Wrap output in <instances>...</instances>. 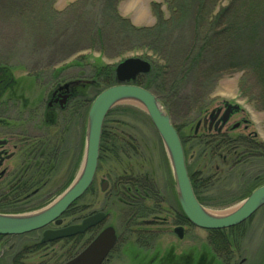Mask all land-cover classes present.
<instances>
[{"label": "rangeland", "instance_id": "rangeland-1", "mask_svg": "<svg viewBox=\"0 0 264 264\" xmlns=\"http://www.w3.org/2000/svg\"><path fill=\"white\" fill-rule=\"evenodd\" d=\"M186 1L190 11L182 19L181 11L177 14L179 8L173 12V2L169 5L168 0H121L115 5L117 15L136 29L155 27L159 19L170 22L162 31L163 37L157 40L159 44L154 46L148 42L132 44L120 40L115 33L114 21H110L108 30H101L108 21L104 20L108 8L102 0H0V80L8 84L4 91L0 86V121L7 122L10 116H16L18 121L23 119V128L31 136L33 131L37 133L35 126L42 127L41 133L54 139L51 147L58 148L57 158L48 161L53 169L45 176L38 168H26L24 177L40 183L31 186L29 193L19 198L20 203L8 210V215H26L44 209L77 178L83 163L89 107L94 98L107 89L101 83L102 78L93 74V67L113 68L115 76L116 66L126 59L146 61L150 72L151 63L156 65L159 74L155 83L152 77L147 78L150 72L137 76L133 83L152 93L167 112L179 136L190 181L193 178L196 183L203 182L198 185L197 195L209 212L217 215L228 212L264 185V74L257 80L250 74L253 64H248L251 62L235 64L234 60H228L231 57L257 60L264 71V0H206L205 4L200 0ZM231 2L234 6L221 18L219 28L233 24L239 12L244 14L239 16L248 25L238 43L232 41L228 43L230 46L224 45L223 56L227 64L211 81L206 82L198 75V68L190 71L187 78H181L182 61L197 36V25L210 24L219 10ZM99 30L102 31L100 36L94 32ZM162 39L164 44L160 42ZM207 69H212L210 64ZM144 77L146 80L141 79ZM64 81L85 84L77 87V94L81 96L79 102H85L83 123L65 125L68 128L64 136L66 141L61 144L57 128L44 126L41 120L31 122V118L35 114L38 118L45 115L47 99L54 85ZM147 87H151L150 90ZM225 103L235 105L243 112L233 116L229 126L240 119L247 121L246 128L242 125L227 137L233 140L250 134L254 136L253 141L244 139L251 142V146L235 148L236 144L228 149L221 144L220 138L210 141L212 136L202 125L195 136L196 125ZM18 121H12L10 126H17L15 122ZM4 132L0 122V138H7L9 144L5 151L13 156L1 167L7 171L0 181V196H6L11 179L24 168L20 165L28 152L26 145L22 146L24 150L17 151L18 142ZM107 137L112 138L110 143H106ZM101 148L107 150L101 153L99 150L92 187L64 213L62 225L80 224L83 217L92 212H107L110 219L106 224L116 227L118 232H126L128 237L119 242L104 264H150L156 258L158 260L153 264H195L198 256L213 254L208 242L209 231L181 221L182 238L172 234L176 223L172 207L175 204L172 193L176 195L172 170L163 144L140 105L120 103L107 114L102 126ZM240 153L248 155L239 163ZM28 162L31 163L29 159ZM141 175L154 177L165 193L168 189V195L163 193L158 200L144 202L152 210L161 209L160 213L155 212L158 219L152 226L155 240L147 248L138 243L137 238L141 235L137 232L151 228L138 226L141 219L126 228L125 224L129 222L128 211L124 208L126 200L115 196L114 188L110 195L99 189L103 180L109 182L107 189L110 190L119 178H143ZM34 190L36 193L32 195ZM144 218L150 220L152 217L145 215ZM159 218H165V223L160 224ZM237 227L228 233L233 243V264H264V206ZM41 231L1 236L0 264H63L84 248L81 235L76 239L71 237L41 244ZM169 256H174L173 262L167 259Z\"/></svg>", "mask_w": 264, "mask_h": 264}, {"label": "water", "instance_id": "water-1", "mask_svg": "<svg viewBox=\"0 0 264 264\" xmlns=\"http://www.w3.org/2000/svg\"><path fill=\"white\" fill-rule=\"evenodd\" d=\"M149 72V63L141 59H126L116 66V85L100 92L89 107L83 163L77 178L54 202L38 212L0 214V236H22L42 230L40 243L47 244L81 235L104 219V214H96L77 225L46 229L52 224L60 227L61 217L90 187L98 166L104 120L116 105L124 102L140 105L157 132L171 166L179 207L191 226L205 231L227 230L243 224L264 206V185L251 192L233 212L226 215L212 214L198 202L190 183L179 136L167 112L152 93L133 83L137 76ZM232 108L238 109L237 106ZM176 232L182 238L183 229H176ZM114 243V232L107 228L86 249L64 264H101Z\"/></svg>", "mask_w": 264, "mask_h": 264}, {"label": "flooded vegetation", "instance_id": "flooded-vegetation-1", "mask_svg": "<svg viewBox=\"0 0 264 264\" xmlns=\"http://www.w3.org/2000/svg\"><path fill=\"white\" fill-rule=\"evenodd\" d=\"M3 81L4 80H0V86L2 85L1 88H3L2 90L4 91L8 88V84H3ZM79 85H81L82 87L85 86V84H80L79 82L74 83V82H67V81L65 82L64 81V82L56 83L54 85V88L52 89L48 99H47V104H46L47 110L45 112V115L41 118H38V116L36 114L35 115L31 114V115H33V118H31V122L41 120V122L43 123L44 126H53V127L57 128L58 129L57 136H59L58 141L61 144H64V141H66V138H64V136L67 135L68 128L65 125L70 124V126H71L72 124H76V123L82 124L83 123V115H84V112H83L84 106L83 105H84L85 101L82 100V103L79 102V99L81 97L77 94V87ZM234 106L235 105L225 103L223 105H220V107L216 108V110L210 112L208 116L204 117L201 120V122H199L196 125L195 131H194L195 136L199 132L200 127L202 125V128H204V129L206 128V130L209 132V135L212 136L210 138V141H212L213 139L218 140L220 138L219 141L222 142L225 140H229V138L227 137L228 134L235 132L242 125H244L246 128L247 127L246 126L247 121L244 119H240L238 122H235V124H232V126H229L230 120L233 116H238L240 114L241 115L243 114L241 109H239V108L233 109L232 107H234ZM87 107H89V106H87ZM7 119H9V120H7V122L2 121V120L0 121L1 124L3 125V131H5L4 134L10 136L13 140H16L18 142V145L15 146V149L17 151L24 150V149H22L24 147V145H26L25 149H28V152H25L27 154L24 157V159L26 158V160L25 161L23 160V163L20 165L21 167H24V168H22L21 170L18 171V173L11 179V181L8 185L9 188H15L18 184H22V183H25V181L31 180L29 178L24 177L25 173H26V168H28V166H36V167L38 166V163L40 161H42V159H41L42 155L41 154L43 153L42 148L44 146V141H49L50 144L53 145L52 141H54V139L53 140H47L48 136L46 134L41 133L42 127L39 128V126H35V130L37 133H35L33 131L34 134L32 133L33 134L32 136L29 134L27 135L28 131L23 128V124H22L24 122L23 119L18 121V119H16V116H10V118L8 117ZM14 120L18 121V122H15V123H17V126H10V123ZM223 120H225V121H223ZM252 137H254V136L248 134V136H243L242 138L253 141L254 139ZM50 139H52V138H50ZM105 139H107L106 143H110V140L112 138L107 137ZM0 142H3V144H0V169H1L3 162H5V161L7 162V161L11 160V158L13 156H12V154H8L5 151V147L9 144L7 138L1 137ZM52 148L54 151L53 160H55L57 158L58 148H57V146H54ZM104 148L99 149V150H101L100 153L102 152V150H105ZM111 148H112V146H111ZM30 149H32V150H30ZM108 157L109 156H105V158H108ZM28 159L31 163L28 162ZM101 160H102V158H101ZM97 169H98V166H97ZM6 171L7 170H4V169L0 170V181L3 180L4 177H6ZM95 175H96V173H95ZM141 176H143V178L134 177V176L119 178L117 180L118 182H113L111 189L109 188L110 190L107 189L109 187V182L103 180L99 184V189H100L101 193H105L107 191L106 194L110 195L111 190L114 188V195L120 196L126 200L124 203L125 204L124 208H125V210L128 211L127 217L129 220V222L127 224H125V225H127L126 228H130L129 226H131V225H136V222L138 219H141V222L137 223L138 226H146V227L151 228L150 231L149 230L142 231L140 229L141 231L137 232L138 235H141L140 238H137L138 243L140 244L141 247L147 248V247H150V245H152V242H154V240H155V238H153L154 237L153 236L154 231L152 230V228H153L152 226L156 225L157 219H158V218H155V215H156L155 212H157V211L159 212L161 209L157 208V209L152 210L149 207H147L144 204V202H146V200L151 201V199H153V200L157 199L158 200L160 195H162V196L164 194L166 195L168 189L166 187L167 190L165 193V191H163L161 189V187L158 186V183L155 181L154 177H151L152 178L151 179L149 176H146V175H141ZM94 179H95V176L93 178V181H92L90 187L83 194V196L92 187V185L94 183ZM103 187H104V190L102 189ZM173 191H174V189H173ZM35 193H36V190L33 191L32 195H34ZM16 195H18V194H16ZM23 195L24 194H22L21 196H23ZM167 195H168V193H167ZM172 195H173L174 203H175L174 206H172V207L174 210L173 211L174 212V220L176 221V223L174 225L175 227L172 229V234L174 236H176L177 238H179L178 234L176 232V229L182 228V226H181V209H180L179 204H178L177 196L175 195V193L174 194L172 193ZM154 203L155 202H153L152 204H154ZM138 210H140L141 212L139 213ZM96 214H104L105 217L100 223H97L96 225L86 229L84 231V233L81 234V237L83 238L84 243H85L82 251L84 249H86L105 229L111 228L114 232V235H115V243H114L113 247L111 248V250L109 251L107 257L101 263V264H104L105 262H107L109 260V258L111 257V255L115 251L116 247L118 246L119 242L124 240L125 236L128 237V235L126 232H124V233L118 232V229L116 227L106 224V221L110 219L109 214L107 212H103V211L92 212V213L85 215L83 217V220H87ZM145 215L146 216L150 215L152 218L150 220H145V218H144ZM159 220L160 221L162 220V222H160V224L165 223L164 222L165 218H163V219L159 218ZM72 225H77V224L61 225L60 227H56L54 225V226H52L53 228L47 227L46 229L56 230V229H61V228H65L67 226H72ZM41 233H43V231H41ZM129 234H131V233H129ZM78 236H80V235L74 236L75 239ZM74 237H72V239H74ZM179 239H181V238H179ZM208 242H209V240H208ZM209 244H210V242H209ZM210 248H212V245ZM232 252H233V248L230 250V254H228V255H219V254H215V253H213L211 255H200L197 257L195 264H216L219 261L222 264H233L234 255ZM173 257L174 256H169L167 259L170 262H173ZM156 260H158V259L156 258V259L151 260L150 264H153V262Z\"/></svg>", "mask_w": 264, "mask_h": 264}, {"label": "trees", "instance_id": "trees-1", "mask_svg": "<svg viewBox=\"0 0 264 264\" xmlns=\"http://www.w3.org/2000/svg\"><path fill=\"white\" fill-rule=\"evenodd\" d=\"M121 0H102L103 5L108 8V14L105 15L104 20L107 22L106 25L102 26L101 30L104 29L108 30V25H110V21H114L115 23V33H118V37H120V40L122 41H130L132 44L135 43H145L148 42L149 44H154V46L158 45L159 42L157 40L160 37H163V30L167 28V25L169 26L170 22H165L161 19L158 20L157 24L155 27H152L148 30L145 29H136L130 23L122 19L120 16L117 15L115 12V5ZM185 1V3H184ZM203 2V4L206 3V0H200ZM173 2L172 10L177 11L179 8V12L181 11V19L186 14L187 12L189 13V4L186 0H168V4L171 5ZM167 4V5H168ZM168 5V6H169ZM186 5V6H185ZM234 6V4L231 2L230 5H228L225 9L219 10L218 14L215 15L211 19V23L208 24L206 22L205 26L207 29L205 30V27L203 26H198L197 25V36L193 38V45L191 46L190 51L186 56L184 57V62L183 65H181V70H180V76L181 78H187L190 71H192L194 68H198L197 74L202 75L204 79L207 81H211L215 79L217 76V72L220 68L225 67L226 63V57H224V51L223 47L225 46H230L228 43L230 42H237L240 37L242 39V32L247 29V22L242 19L241 16H244L243 13L239 12L237 13L238 18H234V23L228 26H224L223 29L219 28V21L221 18H223L224 15H228L230 13L231 8ZM241 15V16H239ZM237 19V21H236ZM183 22V20H181ZM203 24V23H202ZM112 25V24H111ZM94 30V29H93ZM97 33L99 36L102 33V31H94ZM227 33V35H226ZM231 34V36H230ZM233 39V40H232ZM165 40H160L162 44H164ZM238 43V42H237ZM163 46V45H162ZM166 46V45H165ZM164 47V46H163ZM223 51V52H222ZM231 52V51H230ZM230 55H235V53H231ZM211 57V61H210ZM241 57V56H240ZM234 59V57L229 58V62L234 60L235 64L238 63H243L245 61L251 62L248 65H252L253 67L250 70V74L254 76L257 80L262 79V75L264 74V71L260 68V65L254 60H249L245 59ZM209 59V62H208ZM76 63H73L72 65H75ZM156 64V63H155ZM212 69H207L209 66ZM233 65V64H232ZM151 72L147 75L148 77H152V82L155 83L157 81L156 77L159 74L156 65H152L151 63ZM93 74L96 75L97 77H101V83L104 85L105 88H108L113 85L114 80V70L113 68H108V67H93ZM146 80V77L141 78ZM150 84L152 87H147V89L150 90L153 89L154 84ZM141 86V85H137ZM146 88V87H145ZM47 140H51L49 137ZM242 137L236 138V139H229L222 141L221 144H225L224 146H227L229 149L231 145H238L235 148H240L243 147V145H250L251 142H246ZM248 143V144H247ZM230 145V146H229ZM251 146V145H250ZM255 147V146H254ZM258 150V148H256ZM233 150V149H232ZM42 161L38 163V166H33L32 168H38L42 173H40L42 176H45L49 171L53 169L52 165L48 163V161H53L54 157V151L53 148L51 147V144L49 141H44V146L42 148ZM248 153H240L238 157L241 159H238L237 161L244 162L246 159V156ZM47 166V167H46ZM51 166V167H50ZM28 180L25 181V183L18 184L15 188H8V192L6 193V196H0V213H10L8 210H12L13 208L16 207L20 203L21 200L19 198L21 197L22 194H27L29 193V190L31 186H36L39 185L40 182H36L38 180ZM199 181V180H197ZM191 186L193 189V192L198 200V202L204 206V202L202 199H200L197 195V188L198 185L203 184L202 181H199L198 183L195 182L193 178H191ZM42 184V183H41ZM260 186V185H259ZM201 187V186H200ZM19 191V192H18ZM18 194V195H16ZM75 204L71 206L69 210L73 208ZM181 221H183L185 224H189L185 217L183 216L181 212ZM238 227L230 228L227 230H221V231H209L208 233L210 234L209 237V242L212 245V249L214 250L213 253L219 254V255H228L230 254V250L233 248V243L230 241V231L236 230ZM0 238H2L0 236ZM229 242V243H228ZM221 263V262H220ZM222 264V263H221Z\"/></svg>", "mask_w": 264, "mask_h": 264}, {"label": "bare ground", "instance_id": "bare-ground-1", "mask_svg": "<svg viewBox=\"0 0 264 264\" xmlns=\"http://www.w3.org/2000/svg\"><path fill=\"white\" fill-rule=\"evenodd\" d=\"M236 208H237V207H236ZM236 208H234V209H232V210H230V211H228V212H225V213H223V214H221V215L229 214V213L233 212Z\"/></svg>", "mask_w": 264, "mask_h": 264}]
</instances>
